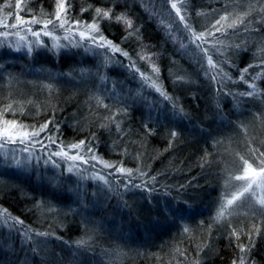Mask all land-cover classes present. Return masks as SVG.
Masks as SVG:
<instances>
[{
    "label": "trees",
    "instance_id": "16d2710c",
    "mask_svg": "<svg viewBox=\"0 0 264 264\" xmlns=\"http://www.w3.org/2000/svg\"><path fill=\"white\" fill-rule=\"evenodd\" d=\"M172 1L0 0V29L49 33L39 45H0V128L15 122V131L39 132L24 138L32 159L0 160V224L12 230L0 237L8 239L0 264H264L263 207L240 205L218 219L236 168L264 160V0ZM244 13L242 24L227 26ZM226 14L223 27L216 24ZM225 45L237 56L228 58ZM222 63L233 69L217 72ZM190 65L203 73L188 72ZM146 71L159 83L153 110L142 95L155 86ZM162 86L173 90L171 104ZM239 87L260 107L240 115L239 129L214 127L210 119L228 117L213 98L240 101ZM59 150L109 162L118 173L108 186L70 175ZM79 175L81 205L68 187Z\"/></svg>",
    "mask_w": 264,
    "mask_h": 264
},
{
    "label": "rangeland",
    "instance_id": "374dc122",
    "mask_svg": "<svg viewBox=\"0 0 264 264\" xmlns=\"http://www.w3.org/2000/svg\"><path fill=\"white\" fill-rule=\"evenodd\" d=\"M173 2V1H172ZM174 3V2H173ZM178 6V4H176ZM12 29H8V28H3L0 29V45L2 43H6V42H11L10 44H12L13 48H18L21 45V41H26V39L28 40H32V42L35 45H39L42 44V37H39L41 35H45L44 32H40L39 36L33 35L32 32H28L25 31L24 29H20L18 31H14ZM5 33L7 35H5ZM81 39H85V37L87 36H81ZM19 41V42H17ZM16 43V44H13ZM56 44V40H54V43ZM145 76L151 81V84H155L159 87V83L157 78H156V74L153 71H146ZM173 81L177 82L175 79H173ZM167 102V101H166ZM153 100L151 102H148V107L149 109L153 110L154 109V105H153ZM156 104V103H155ZM6 126V125H5ZM5 126L1 127L0 129H3ZM10 131H12V129L10 128ZM13 132H23L21 130H17L15 131V129H13ZM243 135V134H242ZM25 137H20L17 136L14 140H8V142H5V137H0V145H2V147H0V160L3 159L2 156H4V160H6V162L11 161V163L14 166H19L22 163H25V160L27 157H30V152H31V148L30 146L26 143V142H21V139H23V141H25L24 139ZM59 152H64L59 150ZM57 153V152H55ZM67 153V152H65ZM71 156H77L76 160H70L68 159V157ZM64 159V165H65V172L70 173V175L76 174V172H81L83 174H85V176L92 178L91 181H93L94 183L99 182V183H104L105 186H108L109 183H107L106 181L109 180V178H111L112 176L116 177V174L118 172L115 171L116 166L109 164V162H95L94 160L91 159H86L81 157L78 154H71V153H67V156H60ZM31 159H32V154H31ZM107 165V166H106ZM8 168H12L11 170H18V169H13V167H11L10 165H7ZM37 171V169H36ZM94 174L93 176L90 175ZM49 177V176H48ZM100 177H103V179H101ZM232 180V179H231ZM230 180V184L232 186V191H238V189L245 183V181H237V180ZM84 181L81 175L76 176V179L74 178L73 181H70V184L68 187H70V192H72V194L76 195L78 198L73 197L75 200L79 203V205H81V201H87L86 200V191L84 189ZM108 189L103 190L104 192H107ZM253 190L255 191V195H251V192H247L244 193L242 196H239L237 199L239 200L241 197H243L244 195L248 194L251 196L252 201H254L256 204H258V207H263L264 205H262L259 201L261 198H264V191H261L260 189L256 188V186H253ZM73 196V195H72ZM221 197L223 195H220ZM93 197H95L93 195ZM97 198V197H96ZM95 198V199H96ZM232 197H230L229 199H231ZM94 198H92L93 200ZM98 199V198H97ZM237 199L233 202L235 203L237 201ZM227 201H225V203L223 202L221 205V209L222 210V206L226 204ZM233 203L231 205H228L226 210L224 211V215L220 216L221 218H226L227 215L236 214V210H233V208L231 207L233 205ZM77 204V203H76ZM76 204H72L69 206V208H77ZM84 207V206H83ZM239 207V206H237ZM89 208V207H88ZM78 209V208H77ZM90 209V208H89ZM80 211V209H78ZM3 224V225H2ZM0 224V237H7L10 236L12 230L8 227L7 224L2 223ZM1 256V254H0Z\"/></svg>",
    "mask_w": 264,
    "mask_h": 264
},
{
    "label": "bare ground",
    "instance_id": "6f19581e",
    "mask_svg": "<svg viewBox=\"0 0 264 264\" xmlns=\"http://www.w3.org/2000/svg\"><path fill=\"white\" fill-rule=\"evenodd\" d=\"M169 1H172V0H169ZM174 3L175 4H178L177 2H175L174 1ZM171 4H173V2L171 3ZM172 6V5H171ZM173 8V7H172ZM174 9V8H173ZM180 10L181 9V6H177V10ZM183 13V12H182ZM199 18H201V16H199ZM201 20L199 19V22H200ZM210 24L208 25V27H212L211 26V22H209ZM196 26H197V23L196 22H192V23H188V26L187 27H189V30L190 31H192L193 29H196ZM207 29V28H206ZM188 30V31H189ZM25 31H28L29 32V30H25ZM30 32H32V33H35L34 31H30ZM43 35H41V36H39V37H42ZM213 47H214V45H212ZM171 48V46L167 43V44H165L164 45V49H165V51L166 50H169ZM209 48L211 49L212 47L211 46H209ZM218 47L217 46H215V49H217ZM223 50L226 52V55L228 56V58L230 57V58H232L233 56H237V53H235V51H233L232 49H229V47L228 46H226L225 45V47L223 48ZM222 50V51H223ZM84 51V50H83ZM83 51L81 50V49H79L78 50V52L81 54V55H84L85 54V52L83 53ZM134 52H138V50H135V48L131 51V52H129V53H134ZM247 56V55H246ZM126 57V56H125ZM80 60H82V59H84V57H81V58H79ZM129 65H132L133 67H137V68H139V69H142L143 68V65H144V63H142L141 61H139V60H137L136 58H132V57H130L129 58V63H128ZM146 64V63H145ZM220 64V63H219ZM147 65H148V63H147ZM233 69V67L231 68L230 66H229V64L228 63H225L224 64V66H223V63L219 66V68L217 67L215 70L218 72V71H222V72H224V71H228V69ZM187 71L188 72H191V73H193L195 76H200L201 75V73H203V71H197V70H195V69H192V66L190 65V68H188L187 69ZM224 73H226V72H224ZM215 74H216V72H215ZM126 75H128V76H130V77H128V80H132V74H131V72H130V74L129 73H127ZM210 75L212 76V74L210 73ZM187 81H188V79H186ZM176 87H178V83L175 85ZM149 88L151 89V91H150V95L148 94V92L146 93H144V94H142L143 95V99L144 100H146V101H148V102H151V100H153L154 98H155V96H156V91H157V85H155V86H151V85H149ZM159 88V87H158ZM137 88H136V86L135 85H130V92H132V91H135ZM239 89H240V87H239ZM256 89V88H255ZM241 90V89H240ZM257 90V89H256ZM161 91V94H162V96H163V98L162 99H164V100H166L167 102H169V104H171L172 103V100H173V94H172V92H173V90L171 89V91H168V93H166V94H164V88H163V86H162V89L160 90ZM129 93V92H128ZM235 94L238 96V98L239 99H241L240 101H238V99H235V98H231L230 100H231V102L227 99V98H223V97H221V98H219V99H214L213 98V103H216V104H218L219 106H220V109H221V111H218V112H223V113H226L225 115H227L226 117H228L227 118V120L225 121L226 123H219V121H218V119H210V121L211 122H209L210 124H212L214 127H222V126H228L229 124H231L232 126H234L235 128H237V129H239V124L237 123V121L240 119V115H243L244 114V116H246V115H250L253 111H256L255 110V108H259L260 107V104L258 103L257 104V102L256 101H254V100H251V98H249V95H247V93L243 90H241V91H236L235 92ZM182 95L184 96V93H182ZM150 98H151V100H150ZM125 99H127L126 98V96H124L123 97V100H125ZM182 100H180L179 101V105H177V106H175V107H181L180 105V102H181ZM127 102V101H126ZM154 102V101H153ZM143 111V110H142ZM142 115V114H141ZM153 116V115H152ZM177 116V115H176ZM137 117H140V115L138 116V114H137ZM151 120H157V116H153V118H150ZM219 124H221L220 126H219ZM223 124H226V125H223ZM241 131V130H240ZM240 133V134H239ZM239 133H237V135H241V134H243L244 135V133H245V131H243V132H239ZM261 160H263V159H259V161H257L258 162V164L256 165L255 163H253V161H250V160H248L250 163H252L253 164V167H257L259 164H260V161ZM243 167H245V165H244V163H242V164H240V166L238 167V168H236V170L234 171V174H240L241 173V171H242V169H243ZM224 191H225V195H223V202L225 203V201H227L230 197H232L233 196V194L234 193H236L237 191L235 190V191H232V186L230 185V188H229V186H227V187H225V189H224ZM255 202L254 201H252V199H251V196L250 195H248V194H246V195H244L243 197H241L239 200L237 199V201L235 202V203H233V205L231 206L232 208L233 207H237V206H248V204H254ZM255 205L256 206H259L258 204H256L255 203ZM231 215H233V214H231ZM220 217V216H219ZM220 221L221 220H223V218L221 219V217L220 218H218ZM6 240H8V239H2V240H0V254H1V256H3V255H7L8 254V251H6V250H4V248H2L3 246L2 245H4V242L6 241ZM0 256V257H1ZM19 257H21L20 255H17V256H15V257H13V262L15 263V262H17V260L19 259Z\"/></svg>",
    "mask_w": 264,
    "mask_h": 264
},
{
    "label": "snow or ice",
    "instance_id": "6c2138e0",
    "mask_svg": "<svg viewBox=\"0 0 264 264\" xmlns=\"http://www.w3.org/2000/svg\"><path fill=\"white\" fill-rule=\"evenodd\" d=\"M10 6V5H8ZM17 8L20 7L19 4L16 5ZM173 8H176L177 5L175 3L172 4ZM59 11L56 13V19L59 20L60 19V12H62L64 10V4L60 3L58 5ZM98 14L101 13L100 9L96 10ZM179 12V10H178ZM250 13H244V15H237L235 16V18H233L232 22L230 24H228V27H235L237 24H242L244 22V19L247 15H249ZM231 14H226L220 17L219 20L216 21V24L221 25V27H223V22L228 20V16ZM103 16L105 17H110V12L109 11H105L103 12ZM17 19L19 20L20 18L17 17ZM117 20H123L124 17L123 16H117L116 17ZM181 19H183V17H181ZM33 23H37L38 21H32ZM129 26H131V21H125ZM52 23L51 20L46 21L44 23V28L46 29L48 27V24ZM61 26H63V22L61 23ZM12 27H16L15 24L12 25ZM89 29L95 31L97 30L96 25H89L88 26ZM213 28L216 29V31H221V28H217L216 25H213ZM29 31H31V29H29ZM48 32H45V35H48ZM5 35H7L5 33ZM33 35L39 36L40 33L39 32H35L33 33ZM80 35L83 37L85 35V33L81 32ZM101 40H103V36L100 37ZM110 43V42H109ZM29 51H31V49H29ZM125 55H127L125 53ZM209 64H212V60L211 58H209ZM245 71H247L245 69ZM250 87H255L254 85H250ZM252 93H247V95H251ZM6 126L3 129H0V137H5L7 139H5V142H8V140H14L17 136L20 137H28V136H36L39 134L38 131H33L31 133L29 132H12L10 131V128H15V122H5ZM23 127V126H21ZM47 125H42L40 131H42L44 128H46ZM173 135H175V133H173ZM21 142L23 143V139H21ZM83 143V142H82ZM0 147H2V145H0ZM72 147L74 148H79L80 144L77 145H73ZM54 155L57 156H67V153L65 152H57L54 153ZM262 156H264V153L261 154ZM68 159L70 160H76L77 156H71L68 157ZM243 160V158H241ZM245 167H243L242 171L240 174L235 175L232 177V179L237 180V181H245V183L238 189V191L236 193L233 194L231 199H228L226 204L222 206V210L219 213L220 216L224 215V211L226 210L228 205H231L239 196H242L244 193L247 192H251V195H255V191L253 190V186L255 185L256 188L260 189L261 191H264V160L260 161V164L257 167H253V164L250 163L248 160H244L243 161ZM107 166V165H106ZM101 179H103V177H100ZM262 205H264V198H261L259 201ZM241 264H243V261H241Z\"/></svg>",
    "mask_w": 264,
    "mask_h": 264
}]
</instances>
